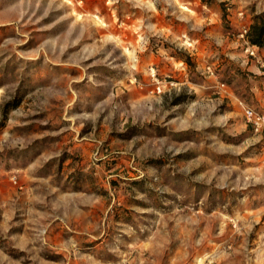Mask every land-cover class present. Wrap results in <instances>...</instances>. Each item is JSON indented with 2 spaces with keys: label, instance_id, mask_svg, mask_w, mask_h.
<instances>
[{
  "label": "rangeland",
  "instance_id": "rangeland-1",
  "mask_svg": "<svg viewBox=\"0 0 264 264\" xmlns=\"http://www.w3.org/2000/svg\"><path fill=\"white\" fill-rule=\"evenodd\" d=\"M261 24L264 0H0V264H264Z\"/></svg>",
  "mask_w": 264,
  "mask_h": 264
},
{
  "label": "built area",
  "instance_id": "built-area-1",
  "mask_svg": "<svg viewBox=\"0 0 264 264\" xmlns=\"http://www.w3.org/2000/svg\"><path fill=\"white\" fill-rule=\"evenodd\" d=\"M246 32V31H245ZM254 56V52L250 53ZM160 91V89H158ZM243 113L248 126L252 128L255 133H262L264 131V112L258 111L252 106L242 104Z\"/></svg>",
  "mask_w": 264,
  "mask_h": 264
},
{
  "label": "trees",
  "instance_id": "trees-1",
  "mask_svg": "<svg viewBox=\"0 0 264 264\" xmlns=\"http://www.w3.org/2000/svg\"><path fill=\"white\" fill-rule=\"evenodd\" d=\"M248 37L252 45L262 48L264 46V24L253 25Z\"/></svg>",
  "mask_w": 264,
  "mask_h": 264
}]
</instances>
